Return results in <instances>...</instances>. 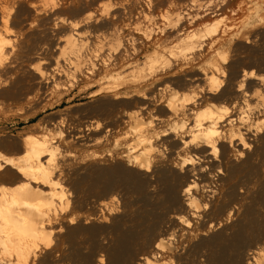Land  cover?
Returning <instances> with one entry per match:
<instances>
[{"label": "bare ground", "instance_id": "1", "mask_svg": "<svg viewBox=\"0 0 264 264\" xmlns=\"http://www.w3.org/2000/svg\"><path fill=\"white\" fill-rule=\"evenodd\" d=\"M3 3L0 264H264V0Z\"/></svg>", "mask_w": 264, "mask_h": 264}, {"label": "rangeland", "instance_id": "2", "mask_svg": "<svg viewBox=\"0 0 264 264\" xmlns=\"http://www.w3.org/2000/svg\"><path fill=\"white\" fill-rule=\"evenodd\" d=\"M0 2H2V4L4 5L3 2H5V0H0ZM64 18L65 20H74V17L68 14H66ZM61 45L63 46L64 44H61ZM62 51L64 52V56L72 57V54L69 53L70 50L66 49L65 46H63ZM75 92L76 91H74V93ZM99 100L100 98H95V97L88 98V97H82L81 95H78L76 96L74 101L71 104H69V106L79 109V111L77 110L78 112L75 114V116L81 120H86L88 118L91 120L94 119L97 121L98 120L102 121L103 119L102 116H99L96 113H92L93 108L97 105ZM126 110L127 109L125 107H121L119 109L120 114L124 115ZM50 113L51 112L40 114L37 118L32 119L28 123H25L22 120L24 116L20 115L19 113H15V112L3 113L0 108V141L6 140L8 142V141H12L13 139L14 140L17 139L18 137L23 135L25 128L32 126L41 117L48 118L50 116L49 115ZM125 128H126L125 125H120L117 132L113 135V139H115L116 137H120L125 131ZM37 129H38L37 132L39 134H45V135H48V137H55L57 139L59 138L58 131L55 128H53L52 125L50 124H45L44 127L37 128ZM64 139H65V135L62 134L59 140L63 141ZM82 148L83 147H78L75 149L78 155L84 156L89 153H94L96 155H99L101 156V158L97 159L96 162L102 167H110L118 163H122V164L126 163L123 157V151H124L123 146L116 145L114 143V140L109 139L107 142H104L94 148H88V147H84L85 149H82ZM58 152H56L57 158L59 154ZM0 153L7 154V152H5L1 147H0ZM62 185H63L62 190H63L65 199L72 200L74 194H73V189L71 185L65 182ZM92 207L93 206L91 205L86 208L87 214H93V212H95V209ZM121 210L123 211V208H121Z\"/></svg>", "mask_w": 264, "mask_h": 264}]
</instances>
